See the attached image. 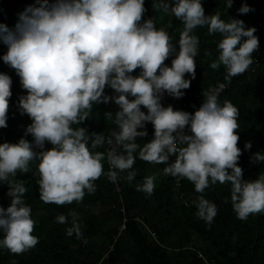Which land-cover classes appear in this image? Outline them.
<instances>
[{"label":"clouds","instance_id":"9594fccd","mask_svg":"<svg viewBox=\"0 0 264 264\" xmlns=\"http://www.w3.org/2000/svg\"><path fill=\"white\" fill-rule=\"evenodd\" d=\"M232 4L233 0H226L227 8ZM251 10L244 4L238 11ZM145 11L144 0H56L51 5L43 0L39 7H29L21 14L15 30L0 24V38L8 46L2 59L16 70L27 90L19 105L32 119L27 133L34 137L33 142L21 138L18 143H0V181H7L17 170L27 172L29 162L39 159L44 202L63 205L81 200L85 189L94 191V181L103 172L104 153H93L91 148L103 145L105 138L93 133L96 138L90 148L91 135L85 128L74 129L72 125L88 118L85 110H91L94 102L114 100L120 107L115 113L120 131L113 133L114 139L107 138L112 146L107 153L113 169L110 179H117L116 169L132 168L136 159L133 153L140 148L141 159L165 163V174L188 178L197 192L203 193L210 183L231 182L238 218L264 211V175L245 181L237 163L241 155L236 131L239 110L230 101H218L226 85L221 83L204 93V102L194 114L161 104L165 91L177 98L184 95L181 90L191 83L186 73L195 78L199 40L192 34L194 28L208 25L210 33L222 34L219 60L211 66H226V80L252 64V53L259 47L256 28L246 27L240 19H221L218 12L205 15L201 0H175L171 11L183 20L185 29L169 67L164 61L175 52L172 37L157 29L151 18L140 23ZM137 68L140 74L132 75ZM11 85V77L0 73V128L7 127ZM106 86L119 95H105ZM141 106L147 108V114ZM105 115L111 118L113 114ZM146 122L153 124L154 138L141 148L136 139L147 135L138 131ZM186 126L191 135L184 133ZM46 141L54 147L34 150V146L43 148ZM245 147L251 148V143ZM171 155L176 159L168 164ZM254 159L264 160V154L257 152ZM134 176L129 172L127 178ZM154 179L145 177L142 187L146 192L154 190ZM10 186L11 205L0 207V230L4 233L0 247L23 253L39 238L32 234L35 221L31 206L23 199L26 188L22 183ZM196 207L197 215L209 223L217 214L216 204L204 196L198 197ZM57 219L67 221L63 214ZM72 224L69 235L80 232L75 213Z\"/></svg>","mask_w":264,"mask_h":264},{"label":"trees","instance_id":"16d2710c","mask_svg":"<svg viewBox=\"0 0 264 264\" xmlns=\"http://www.w3.org/2000/svg\"><path fill=\"white\" fill-rule=\"evenodd\" d=\"M55 2L48 0L49 5ZM174 2L144 0L146 11L140 21L143 23L151 18L157 29H164L172 37L171 43L176 49L164 61L169 67L179 51V40L185 29L183 20L171 11ZM201 2L205 15L218 12L226 21L229 18L243 20L246 27L256 28L254 34L259 38V44L264 42V0H233L231 8H227L226 0ZM41 3L43 0H0V24L15 30L21 14L29 7H39ZM166 4L168 8L164 7ZM244 4L252 10L240 13L238 10ZM192 34L199 40L198 54L195 57V78L185 74V78L191 80L186 90L203 93L226 82V66L222 63L217 68L211 66L219 60L218 44L222 34L210 33L208 25L197 26ZM7 51L8 46L0 38V73L8 74L12 79L7 127L0 128V143L21 138L33 142L34 137L27 133L32 119L19 105L20 97L27 95V90L23 88L16 70L3 61ZM252 66L255 72L232 76L229 88L221 91L218 97L220 104L227 100L239 110L236 131L240 137L237 146L241 155L237 163L243 169L242 179L245 181L264 175V160L254 159L255 153L264 154V51L258 63L253 61L249 65L250 69ZM140 71L137 68L131 74L139 75ZM104 94L110 97L119 95L112 88L104 90ZM204 99L203 96L195 101L188 97L179 110L194 114ZM119 110L114 100L94 102L91 110H85L88 118L72 125L74 129L85 128L86 134L91 135L90 148L96 138L93 133L102 134L105 138L103 145L91 148L93 153H104L103 172L94 181V191L85 189L81 200L63 205L44 202L40 194L39 159L29 162L27 172L17 170L15 175H9L7 181H0V207L5 209L13 199L8 194L10 184L24 185L23 199L31 206V216L35 221L32 234L39 238L34 247L23 253H13L6 247H0V264H264V211L251 213L246 219L238 218L232 202L231 182L210 183L203 193L197 192L188 178L165 174V163L141 159L140 148L133 153L136 159L131 169H116V183L109 178L111 170L106 152L111 146L107 144V138L120 131L115 116ZM109 112L113 114L111 118L105 115ZM140 130L147 132L146 136L136 139L142 148L154 138L155 129L151 122H146L144 129ZM183 131L192 134L189 126ZM249 142L251 148H246ZM53 147L46 141L43 148L34 146V150L41 152ZM175 159L176 156L171 155L167 163ZM154 170L158 175L154 179V190L148 193L142 185L145 177L153 176ZM129 172L135 173L131 180L127 178ZM176 177L181 179V188L175 186ZM182 193L188 196V207L181 204ZM200 196L217 206V214L210 223L197 215L196 202ZM73 213L80 224V232L74 231L69 235L67 230L73 226ZM61 214L67 217L64 223L57 219ZM3 237L0 230V239ZM111 247L113 249L108 252ZM107 252L108 257L102 261Z\"/></svg>","mask_w":264,"mask_h":264},{"label":"built area","instance_id":"2783aa9c","mask_svg":"<svg viewBox=\"0 0 264 264\" xmlns=\"http://www.w3.org/2000/svg\"><path fill=\"white\" fill-rule=\"evenodd\" d=\"M262 51H264V42L261 43V44H259L258 49L254 50L253 53H252L253 61H254L255 63H258V60H259V58L261 57V52H262ZM252 67H253L254 69H253V68L250 69V67H248L247 70H246L245 72H246V73L255 72V67H254V66H252ZM252 69H253V71H252ZM133 75H134V76H138V75H135V74H133ZM186 75H187V74H186ZM225 81H226V82H224L223 84H225L226 87H225L223 90H221V91H225V90L228 89L229 86H230V84H229V81H230V80H226V79H225ZM217 87H218V86H217ZM217 87H211V88H217ZM211 88H209V89H211ZM209 89L206 90V91L203 92V93H195V92H192V91H188V90H186V89H182L181 91L184 93V95H183L182 97H179V98H177V97H175V96H173V95H171V94H169L168 92L165 91V92L163 93V95L161 96V104H162L164 107H167V106L171 105V106L173 107L174 110H179V109L183 106L184 101H185L188 97L192 98V99L195 100V101L201 100L202 97L204 96V93H206L207 91H209ZM105 90H106V91H110V90H111V87L106 86V87H105ZM221 91H220V92H221ZM142 111H144V112L147 114V111H148V110H147V108L143 107ZM111 147H112V146H111ZM181 147H182V146H181ZM107 153H108V150H107L106 154H107ZM107 161H108V165H109V167H110V170L112 171L113 169H112V167H111V165H110V162H109V160H108V156H107ZM114 182L116 183V180H115ZM174 183H175V186H176L177 188H181L182 183H181V179H180L179 177H176ZM117 190H118V192H120V188H118ZM180 201H181V204H182V205H184V206H186V207L189 206V199H188V196H185L184 193L181 194ZM153 236H154V235H153ZM117 239H118V237H116V240H117ZM112 249H113V247H111L110 250H109L108 252H110ZM108 252L104 254V257H103L102 261H103L105 258L108 257ZM101 263H102V262H101ZM101 263H100V264H101Z\"/></svg>","mask_w":264,"mask_h":264},{"label":"rangeland","instance_id":"374dc122","mask_svg":"<svg viewBox=\"0 0 264 264\" xmlns=\"http://www.w3.org/2000/svg\"><path fill=\"white\" fill-rule=\"evenodd\" d=\"M19 140L18 139H12L10 143H18ZM158 174V171L154 170L153 171V176L155 177Z\"/></svg>","mask_w":264,"mask_h":264},{"label":"crops","instance_id":"0c3cea01","mask_svg":"<svg viewBox=\"0 0 264 264\" xmlns=\"http://www.w3.org/2000/svg\"><path fill=\"white\" fill-rule=\"evenodd\" d=\"M157 175H158V174H157ZM157 175H156V176H157ZM156 176H155V178H156Z\"/></svg>","mask_w":264,"mask_h":264}]
</instances>
